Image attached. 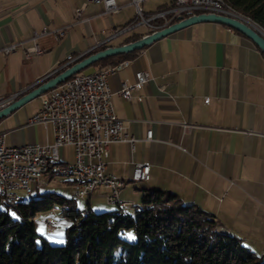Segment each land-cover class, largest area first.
Masks as SVG:
<instances>
[{
	"label": "crops",
	"instance_id": "obj_1",
	"mask_svg": "<svg viewBox=\"0 0 264 264\" xmlns=\"http://www.w3.org/2000/svg\"><path fill=\"white\" fill-rule=\"evenodd\" d=\"M114 1L118 11L106 14L102 5L85 4L84 0H0V97L18 100L67 69L63 66L68 56L83 59L168 27L158 21L157 29L139 26L111 38L115 30L135 19L129 0ZM149 2L144 1L141 9ZM171 2L143 12L154 13ZM44 29L47 34L40 36ZM56 30H64V35L56 38L52 33ZM10 46L14 50L4 53ZM33 46L41 53L26 58V50ZM120 63L127 65L112 73L107 84L113 112L135 143L133 150L126 143L109 146L106 173L126 181L134 164L150 165L147 182H126L121 188L118 197L128 204L125 211L132 212L139 204L141 190L169 192L184 205L213 216L220 233L263 257V55L235 30L197 23L131 53ZM90 67V73L100 69ZM138 72L148 73L151 80L125 101L117 92L122 83L133 84ZM42 98L36 107L27 110L25 104L0 120L5 146L53 142L50 125H27L39 111ZM148 131L150 140H146ZM63 153L70 155V150ZM54 178H47V183ZM64 182L71 193L73 182ZM108 195V189L97 187L77 200L82 205L74 201L75 209L80 216L89 211L114 212L117 205L107 203ZM58 209L61 214L54 209L38 215L35 228L44 231L38 220L48 218L66 229L70 221Z\"/></svg>",
	"mask_w": 264,
	"mask_h": 264
},
{
	"label": "trees",
	"instance_id": "obj_2",
	"mask_svg": "<svg viewBox=\"0 0 264 264\" xmlns=\"http://www.w3.org/2000/svg\"><path fill=\"white\" fill-rule=\"evenodd\" d=\"M222 2L264 33V0ZM129 57L106 58L92 66L103 69ZM0 206L5 209L0 212V264H264V257L220 233L213 216L169 192L141 190L130 213L116 207L111 213L80 216L74 201L55 194L22 200L14 208ZM57 208L66 212L70 224L64 245L51 246L37 234L34 219Z\"/></svg>",
	"mask_w": 264,
	"mask_h": 264
},
{
	"label": "built area",
	"instance_id": "obj_3",
	"mask_svg": "<svg viewBox=\"0 0 264 264\" xmlns=\"http://www.w3.org/2000/svg\"><path fill=\"white\" fill-rule=\"evenodd\" d=\"M85 4H100L106 14H114L118 7L114 0H84ZM146 0H129L135 8V19L126 27L114 31L111 38H116L139 26L157 29L155 23L162 21L164 26L177 23L179 18L186 19L200 14H215L231 18V9L224 2L214 0H172L161 10L146 14L141 4ZM80 12L77 11V15ZM164 26L162 28H164ZM64 30L52 31L56 38L64 35ZM44 29L40 36L46 35ZM15 46L6 47L4 53H10ZM37 46L26 50L25 57L40 54ZM83 56H68L63 68L72 66ZM127 63H118L89 74L78 73L71 76L52 90L40 97L39 111L27 120L28 126L35 124L50 125L53 142L43 146L27 144L21 147H7L4 135L0 133V202L14 208L16 192L33 193L47 185V178L53 177V170L66 171L44 164V156H56L77 164V175L86 178V185L73 184L72 201L87 197L95 188L104 187L109 190L106 197L109 205L122 204L118 194L129 180H149L150 165L137 163L132 166L128 179L116 182V176L106 173L105 159L108 148L114 143H126L133 150L135 139L123 132V123L119 120L111 105L112 92L108 88V77L119 71ZM134 83H122L117 92L122 99L129 101L151 78L146 72L134 75ZM12 98L0 97V109L8 106ZM140 100V99H138ZM207 99H205V103ZM151 139V132L146 133V140ZM70 150L69 160L63 153ZM39 225L45 232L57 231L54 220L40 218ZM264 261V259H263Z\"/></svg>",
	"mask_w": 264,
	"mask_h": 264
},
{
	"label": "water",
	"instance_id": "obj_4",
	"mask_svg": "<svg viewBox=\"0 0 264 264\" xmlns=\"http://www.w3.org/2000/svg\"><path fill=\"white\" fill-rule=\"evenodd\" d=\"M197 23H215L237 31L238 33L242 34L247 39H249L264 57V33L262 31L260 32L257 27L254 26L252 23H249L243 19L218 16L215 14H200L188 17L186 19L179 18L177 23L170 25L160 31L142 37L141 39L135 42L128 43L120 47L106 48L102 51H98L94 54L88 55L87 57L74 63L69 68L65 69L63 72H61L54 78L46 82H43L42 80V84L29 91L18 100L11 102L8 106L0 109V120L13 113L14 111L18 110L20 107L24 106L28 102L42 96L49 90L54 89L55 87L69 79L71 76L81 73L83 70L89 68L96 62H99L106 58L131 54L135 51L141 50L143 47H146L165 36H168L180 29L186 28Z\"/></svg>",
	"mask_w": 264,
	"mask_h": 264
},
{
	"label": "rangeland",
	"instance_id": "obj_5",
	"mask_svg": "<svg viewBox=\"0 0 264 264\" xmlns=\"http://www.w3.org/2000/svg\"><path fill=\"white\" fill-rule=\"evenodd\" d=\"M171 1L172 0H150V2L148 3L147 6L150 8L149 10H151V12H152L153 10L155 11L158 6L163 5V4H167ZM148 7H143L142 11L147 12ZM231 18H235V17H231ZM237 18L243 19V20L251 23L250 21H248L242 17H237ZM237 18H235V19H237ZM258 30L261 32L260 29H258ZM1 57H3V55ZM91 71H92V67H89V68L83 70L81 73L82 74H89ZM40 98L41 97H38V98L28 102L25 105V107H27V110H30V109L36 107L38 105V102L40 103V101H39ZM66 158H67V160H69L68 154L66 155ZM70 180H71L70 177L56 176L54 179L49 180L47 185L38 191L39 193H37L35 191L31 195H27L24 192H18V194L23 198L24 202H29L31 200L41 199V198H43L49 194H55V195H59V196L66 198V199H70L69 186L64 182V181H70ZM130 185H132V184H130ZM138 185H141V183H138ZM79 205H82V201H79V202L77 201V206H79ZM112 207H115V206H112ZM57 210L59 211L60 209L57 208L56 211ZM110 210L109 211H101L99 213H103V212H107V213L110 212L111 213ZM0 212H5V209H3L1 206H0ZM122 212H127V211H122ZM9 213L12 217H15V215L12 211H10ZM58 213L61 214L60 212H58ZM64 231H65V227H63V226H59L57 228V231L53 232V233H46L45 231H43L39 228H36L37 234L39 236H41L42 238H44L46 241H48L49 245H51V246H62V245H64ZM127 240L129 242H133L134 238L127 239Z\"/></svg>",
	"mask_w": 264,
	"mask_h": 264
},
{
	"label": "bare ground",
	"instance_id": "obj_6",
	"mask_svg": "<svg viewBox=\"0 0 264 264\" xmlns=\"http://www.w3.org/2000/svg\"><path fill=\"white\" fill-rule=\"evenodd\" d=\"M216 2H222V0H214ZM231 17H239L233 11H231ZM62 163L61 159L56 156H44V164L52 167H57V168H65L66 171H61V170H53V177L56 176H63V177H70L71 181L73 184L77 185H86V178L84 176H79L77 175V164L76 163H70V164H65V165H60ZM116 182H124V180H121L116 177ZM131 183H143L147 182L146 180H129ZM27 195H31L33 193H25ZM70 199L72 200V194H70ZM23 198L16 192L15 195V203L14 207H17L19 203H21ZM122 204H127L122 201ZM121 210H125L128 208L126 205H117ZM47 233V232H46Z\"/></svg>",
	"mask_w": 264,
	"mask_h": 264
},
{
	"label": "snow or ice",
	"instance_id": "obj_7",
	"mask_svg": "<svg viewBox=\"0 0 264 264\" xmlns=\"http://www.w3.org/2000/svg\"><path fill=\"white\" fill-rule=\"evenodd\" d=\"M130 239L132 238V237H129Z\"/></svg>",
	"mask_w": 264,
	"mask_h": 264
}]
</instances>
